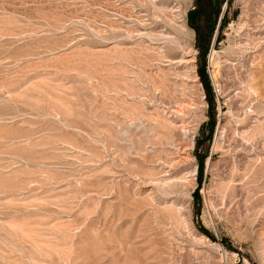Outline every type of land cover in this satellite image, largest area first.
<instances>
[{
  "label": "rangeland",
  "instance_id": "obj_1",
  "mask_svg": "<svg viewBox=\"0 0 264 264\" xmlns=\"http://www.w3.org/2000/svg\"><path fill=\"white\" fill-rule=\"evenodd\" d=\"M0 264H264V0H0Z\"/></svg>",
  "mask_w": 264,
  "mask_h": 264
},
{
  "label": "trees",
  "instance_id": "obj_2",
  "mask_svg": "<svg viewBox=\"0 0 264 264\" xmlns=\"http://www.w3.org/2000/svg\"><path fill=\"white\" fill-rule=\"evenodd\" d=\"M200 76H201L202 79H204L205 81H207V80L205 79V76H204L203 74H201ZM209 87H210V86H209V84H208L207 86H205V89H206V94H207V96L210 97V95H211V90H210ZM209 103H211V100H210V99H209ZM199 163H200V164H199V167H198V174L201 176V174H202V160H201Z\"/></svg>",
  "mask_w": 264,
  "mask_h": 264
}]
</instances>
